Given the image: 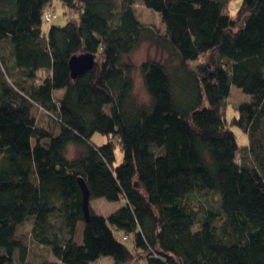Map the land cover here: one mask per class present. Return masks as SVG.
Instances as JSON below:
<instances>
[{
  "label": "trees",
  "instance_id": "1",
  "mask_svg": "<svg viewBox=\"0 0 264 264\" xmlns=\"http://www.w3.org/2000/svg\"><path fill=\"white\" fill-rule=\"evenodd\" d=\"M52 1L0 0V264H264V0H60L72 17L44 31ZM146 41L168 56L138 65L142 100L127 57ZM232 86L250 98L230 121ZM79 178L122 205L86 220Z\"/></svg>",
  "mask_w": 264,
  "mask_h": 264
},
{
  "label": "rangeland",
  "instance_id": "2",
  "mask_svg": "<svg viewBox=\"0 0 264 264\" xmlns=\"http://www.w3.org/2000/svg\"><path fill=\"white\" fill-rule=\"evenodd\" d=\"M242 3V0H232L228 11L230 13H235L240 5ZM52 6L54 10V19L52 20V23L44 22L43 23V30L47 31L49 26L51 24H58V25H63L67 22L69 17H72V12H69V9L60 1V0H53L52 1ZM46 10H50V7H46ZM137 12L140 15V18L150 24H153L157 26L160 29H164L165 25L163 24L160 14L156 12L155 10L145 7L143 4L138 3L137 4ZM168 56V53L164 47L159 46L155 43L146 41L141 44L139 48L134 50L127 58L128 60L136 66L135 70V79H136V94L137 96L142 99V100H147L148 95L147 91L145 89V86L143 84V80L141 78V75L139 74V71L137 69L138 65L149 58H155L159 60H165ZM195 65V63H194ZM64 90H62L63 92ZM57 95V94H56ZM250 95L242 91L240 88L237 86H232L231 93L229 96V99L227 100L228 102V109L226 116L228 120L231 121V119L235 116H238V109L237 107L239 106L240 102L247 101L249 100ZM43 118L46 117V115H42ZM47 119V118H45ZM232 129L236 133V136L238 138V142L240 144H245L248 143V137L247 134L244 133L239 127L233 125ZM93 141L96 143H103L107 142L109 140V137L107 135H103L99 132L95 133L92 137ZM116 144L115 148V156H116V161L115 165H118L119 163L122 162L123 160V151L121 148V145L118 143V139H114ZM76 152L75 146L71 145L68 149V154L69 156H73ZM217 201V196L215 193L211 192H202V193H196L191 197V204L197 208L201 209L202 206L207 205V204H216ZM123 203V200L119 201H110L107 200L104 197H97V198H91L90 205L93 208L94 211L98 212L99 214L103 215H109L113 211H115L117 208H119ZM30 226V225H29ZM28 225L26 226L24 232L29 231ZM29 242V241H28ZM126 244L129 247H132V242L129 240L126 242ZM39 254H50V251L48 253L47 250H44V248L37 243L30 241L29 242V256L30 258H38ZM51 258L53 260H56L57 262H61L62 260L58 258V255L54 254L51 252ZM12 264H18L15 261H12ZM95 264H112V259L109 257H103L95 262Z\"/></svg>",
  "mask_w": 264,
  "mask_h": 264
},
{
  "label": "water",
  "instance_id": "3",
  "mask_svg": "<svg viewBox=\"0 0 264 264\" xmlns=\"http://www.w3.org/2000/svg\"><path fill=\"white\" fill-rule=\"evenodd\" d=\"M94 64L95 55L92 53H81L73 55L69 61L72 77L76 78L78 75L83 74L87 70L91 69ZM79 184L83 193L82 207L84 218L86 220H89L91 192L86 181L83 178H79Z\"/></svg>",
  "mask_w": 264,
  "mask_h": 264
},
{
  "label": "built area",
  "instance_id": "4",
  "mask_svg": "<svg viewBox=\"0 0 264 264\" xmlns=\"http://www.w3.org/2000/svg\"><path fill=\"white\" fill-rule=\"evenodd\" d=\"M54 17H55L54 13L49 12V13L46 14V19H47V21H52V19H53ZM125 238H126V237H125Z\"/></svg>",
  "mask_w": 264,
  "mask_h": 264
}]
</instances>
